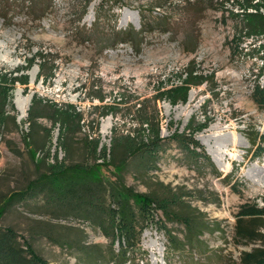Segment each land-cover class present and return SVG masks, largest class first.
I'll return each instance as SVG.
<instances>
[{
	"label": "rangeland",
	"instance_id": "374dc122",
	"mask_svg": "<svg viewBox=\"0 0 264 264\" xmlns=\"http://www.w3.org/2000/svg\"><path fill=\"white\" fill-rule=\"evenodd\" d=\"M36 1L29 8L22 0H0L3 112L18 126L11 120L0 126V228L15 231L46 264L91 263L79 262L68 243L106 250L112 241L98 227L50 210L44 199L5 204L48 167L92 163L93 142L96 163L107 162L114 128L117 135L133 133L134 105L143 102L146 116L156 107L164 141L147 168L129 158L124 182L158 199L182 196L187 207L174 212L191 216L200 229L189 243L184 224L152 209L145 224L138 221L144 225L139 248L121 264H236L243 252L261 247L234 235L240 205L264 207V110L251 100L253 87L264 86V34L250 30L243 16L264 18V0ZM141 15L149 25L137 52L114 34L140 31ZM188 72L203 82L187 88ZM39 100L50 106L49 115L51 109L80 115L68 152L63 127L47 118L27 138L28 110ZM16 101H28L24 117ZM175 133L192 134L220 176L169 140ZM213 157L228 168L217 167ZM102 172L113 179L112 168ZM124 244L117 237L112 249Z\"/></svg>",
	"mask_w": 264,
	"mask_h": 264
},
{
	"label": "trees",
	"instance_id": "16d2710c",
	"mask_svg": "<svg viewBox=\"0 0 264 264\" xmlns=\"http://www.w3.org/2000/svg\"><path fill=\"white\" fill-rule=\"evenodd\" d=\"M17 1V0H15ZM24 3L36 4V0H22ZM36 1V2H35ZM114 2L119 0H113ZM250 1V0H249ZM252 1V0H251ZM249 29L255 33H263L264 28H257V24L264 26V18L257 15H243ZM143 27L136 32L132 27L124 32H115V36L121 37V43H129L131 47L139 52L137 39L140 33L144 32L145 26L149 25L143 15ZM259 18V19H257ZM100 19V11L95 13V22ZM254 20V21H253ZM95 24V23H94ZM256 25V26H254ZM254 26V27H253ZM185 85L199 86L203 82L200 76L193 77L192 72L187 73ZM198 79V80H197ZM196 80V81H194ZM186 91V89H185ZM0 90V126L7 125L8 121L18 128L15 124L14 116H5L3 112L5 97ZM251 100L258 110H264V86L256 84L251 93ZM137 109L136 125L137 129L133 133L117 135L116 128L112 133L110 155L105 163H96L97 142H93L88 148L92 156V163L70 165L63 164L56 171L48 167V172H43L37 178L27 182L26 187L21 192H15L7 198L5 206L13 203H26L28 199L41 198L45 200L46 206L55 212H63L74 215L79 219L88 220L92 225L105 234L112 242L106 250L98 244L80 245L68 243L67 247L74 250L79 262L87 261L90 264H121L127 262L129 255L133 256L134 250L139 248V237L144 225L138 227L139 219L146 222L151 215L152 209L162 210L165 217L176 218L186 227V238L189 243L195 237L194 234L200 227L194 223L191 216L184 213L174 212L173 208L184 211L185 200L182 196L171 194V197L158 199L151 194H138L131 187H127L124 182V173L127 169L129 158H136L140 166L147 168L155 163L158 157V150L162 147L164 139L159 136V122L157 121L156 107L153 115L146 116L144 113L143 102L134 106ZM49 105L43 104L42 100L32 101L28 112L27 123L29 132L26 134L30 138L34 132L37 121L40 118H47L52 123H59L64 130L63 147L68 152L70 147V135L79 129L80 115L62 113L60 110H52L48 113ZM1 128V127H0ZM45 138L49 136V131L43 128ZM197 130V128L195 129ZM194 130V131H195ZM171 141L184 150L194 159H203L217 177L214 164L211 163L206 154L193 138V135L172 134ZM252 143L254 140L251 139ZM31 145V142L28 143ZM191 146V148H189ZM258 148V147H257ZM258 154V153H257ZM102 168H112L111 179L102 172ZM235 189V183L231 186ZM235 237L246 242H260L261 247L254 248L250 252H243L240 260L236 264H264V235L259 230L264 228V207L258 208L255 204H243L239 206V211L235 215ZM139 228V229H138ZM198 232V231H197ZM200 233V232H199ZM170 243H175L174 239L167 233ZM124 241V248H119L115 253L112 249L115 238ZM65 243V244H66ZM129 254V255H127ZM0 264H46L34 252L32 245L23 240L11 229L0 228Z\"/></svg>",
	"mask_w": 264,
	"mask_h": 264
},
{
	"label": "bare ground",
	"instance_id": "6f19581e",
	"mask_svg": "<svg viewBox=\"0 0 264 264\" xmlns=\"http://www.w3.org/2000/svg\"><path fill=\"white\" fill-rule=\"evenodd\" d=\"M16 106L18 108V110L21 112V115L24 117L25 113L27 112V108H28V101L24 102V103H19L18 101H16ZM103 135L106 134L105 128L102 131ZM237 140L235 138V136H233L232 138V142L235 143ZM218 157V156H217ZM213 161L214 163L217 165V167L223 168V169H227L228 166L222 165L220 164V160L216 157H213Z\"/></svg>",
	"mask_w": 264,
	"mask_h": 264
}]
</instances>
